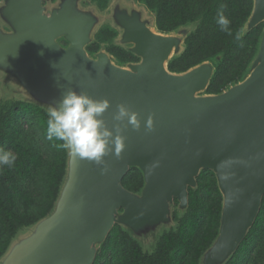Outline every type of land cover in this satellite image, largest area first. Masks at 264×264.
I'll use <instances>...</instances> for the list:
<instances>
[{"label": "water", "instance_id": "95a60500", "mask_svg": "<svg viewBox=\"0 0 264 264\" xmlns=\"http://www.w3.org/2000/svg\"><path fill=\"white\" fill-rule=\"evenodd\" d=\"M57 1L48 13L50 0H4L0 76L46 108L69 89L107 99L103 118L109 128L117 123L116 106L124 104L138 114L141 127L120 123L125 148L119 158L106 155L102 166L68 153L53 211L20 234L0 264H93L115 225L143 243L154 240L160 228L172 226L174 200L179 210L187 208L188 188L197 186L202 170L214 173L222 208L218 235L200 264H225L252 227L264 196V27L247 77L207 95L210 63L180 74L167 69L190 30L162 34L150 17L143 20V9L116 7L109 20L122 31L118 43L132 45L126 49L140 59L118 66L104 50L93 57L86 51L100 19L80 10L79 0ZM261 23L264 0H253L245 31ZM149 116L151 131L144 127ZM131 167L144 178L139 194L121 184Z\"/></svg>", "mask_w": 264, "mask_h": 264}, {"label": "trees", "instance_id": "16d2710c", "mask_svg": "<svg viewBox=\"0 0 264 264\" xmlns=\"http://www.w3.org/2000/svg\"><path fill=\"white\" fill-rule=\"evenodd\" d=\"M109 0H91L105 10ZM154 16L162 34L192 27L183 50L167 63L171 73H184L208 62L213 75L204 94L216 95L243 81L256 57L264 23L245 31L253 0H135ZM224 5L231 35L217 23V10ZM118 30L110 25L98 29L86 46L89 56L100 50L118 66L138 63L139 58L117 45ZM239 35L240 39H236ZM58 42L66 47L62 39ZM46 107L26 97H0V149L17 155L15 165L0 167V258L11 243L54 209L66 178L68 151L60 141L46 139ZM129 192L139 194L142 172L131 167L121 181ZM173 224L162 228L147 249L130 231L113 226L99 246L93 264H200L204 252L218 235L222 195L215 175L202 170L197 186L188 188V206L177 209ZM225 264H264V196L258 215L247 235Z\"/></svg>", "mask_w": 264, "mask_h": 264}, {"label": "clouds", "instance_id": "9594fccd", "mask_svg": "<svg viewBox=\"0 0 264 264\" xmlns=\"http://www.w3.org/2000/svg\"><path fill=\"white\" fill-rule=\"evenodd\" d=\"M224 7L221 5L217 10V23L222 31L231 35L230 21L224 15ZM236 39H240V36L237 35ZM109 108L110 102L107 99H94L86 93L69 89L47 109L46 139L62 142L60 146L70 156L88 160L98 166L104 164L103 158L109 153L119 158L125 148L120 123L126 120V124L133 130H139L141 120L136 112L124 104H118L112 117L117 123L109 128L103 118ZM144 127L148 131L152 130L151 116L144 121ZM17 158L11 150L0 149V167H13ZM101 171L103 173L105 169L102 167Z\"/></svg>", "mask_w": 264, "mask_h": 264}, {"label": "rangeland", "instance_id": "374dc122", "mask_svg": "<svg viewBox=\"0 0 264 264\" xmlns=\"http://www.w3.org/2000/svg\"><path fill=\"white\" fill-rule=\"evenodd\" d=\"M57 3H58L57 0H50V3H48L46 5V7L48 9V13H49L51 8L57 6ZM3 4H4V0H0V8H1V6H3ZM131 6L134 7L133 10L136 11V12H138L139 10L143 9L145 11L144 12L145 15L143 16V20H147L150 17L151 18V23L153 24L154 16L149 11H147L145 9V7H143L142 5L136 3L135 0H109L107 8L105 10H103V11L97 9V7L94 4L91 3V0H79V2H78V7H79L80 10H83L85 12L93 13L95 16L98 17V19H100V21L98 22V25L96 26V28L94 30V33L98 29L103 28V27H105L107 25L112 26V23L109 20V17L111 16L112 11L114 10V8L117 7V8H120V9H122V8L131 9ZM0 26L2 27L1 24H0ZM3 29L7 30V28H5V27H3ZM186 29L191 30L192 27H187ZM182 30H185V29H182ZM118 32H119V35H118V37H117V39L115 41V43L117 45H119V43H118L120 41L119 37H120L122 31L118 30ZM171 35H176L177 36L178 34L171 33ZM120 46H122L124 48H130L132 45L124 44V45H120ZM2 96L5 97L6 99H8V98L19 99L21 97H25V94L20 90V88L14 82H12V81L10 82V81H8V80H6V79H4L3 77L0 76V97H2ZM172 209H173V207H172ZM177 209H178V206H177ZM179 211H181V210H179ZM162 228H165V227H162ZM162 228H160V230ZM160 230L158 232H160ZM22 234H25V232L22 233ZM152 242H153V240L149 239L148 241H145L144 243L143 242L142 243L144 244V246L147 249H149V246H151Z\"/></svg>", "mask_w": 264, "mask_h": 264}]
</instances>
